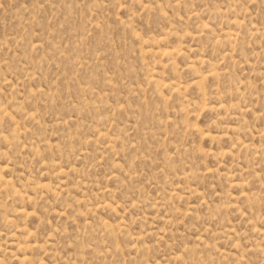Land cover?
Listing matches in <instances>:
<instances>
[{
	"label": "rangeland",
	"instance_id": "rangeland-1",
	"mask_svg": "<svg viewBox=\"0 0 264 264\" xmlns=\"http://www.w3.org/2000/svg\"><path fill=\"white\" fill-rule=\"evenodd\" d=\"M0 264H264V0H0Z\"/></svg>",
	"mask_w": 264,
	"mask_h": 264
}]
</instances>
